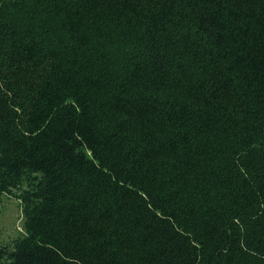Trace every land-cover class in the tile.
<instances>
[{
    "label": "trees",
    "instance_id": "16d2710c",
    "mask_svg": "<svg viewBox=\"0 0 264 264\" xmlns=\"http://www.w3.org/2000/svg\"><path fill=\"white\" fill-rule=\"evenodd\" d=\"M6 195L0 264H264V0H0Z\"/></svg>",
    "mask_w": 264,
    "mask_h": 264
},
{
    "label": "rangeland",
    "instance_id": "374dc122",
    "mask_svg": "<svg viewBox=\"0 0 264 264\" xmlns=\"http://www.w3.org/2000/svg\"><path fill=\"white\" fill-rule=\"evenodd\" d=\"M0 244H5L23 232V215L16 199L2 197L0 204Z\"/></svg>",
    "mask_w": 264,
    "mask_h": 264
}]
</instances>
